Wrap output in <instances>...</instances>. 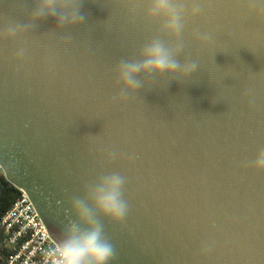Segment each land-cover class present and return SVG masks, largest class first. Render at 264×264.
Returning a JSON list of instances; mask_svg holds the SVG:
<instances>
[{
  "label": "water",
  "instance_id": "obj_1",
  "mask_svg": "<svg viewBox=\"0 0 264 264\" xmlns=\"http://www.w3.org/2000/svg\"><path fill=\"white\" fill-rule=\"evenodd\" d=\"M80 2V25L46 19L0 40L6 180L58 244L70 199L101 173L125 176L128 215L103 221L111 264H264V171L245 168L264 147V11L250 9L264 0H182L201 11L186 16L177 59L197 70L154 78L119 103L113 69L137 59L160 22L145 18L147 0ZM32 7L0 0V30L28 23Z\"/></svg>",
  "mask_w": 264,
  "mask_h": 264
},
{
  "label": "clouds",
  "instance_id": "obj_2",
  "mask_svg": "<svg viewBox=\"0 0 264 264\" xmlns=\"http://www.w3.org/2000/svg\"><path fill=\"white\" fill-rule=\"evenodd\" d=\"M80 8V0H33V7L27 15L28 23L7 25L0 30V40L23 36L38 22L46 19H54L57 30L80 25L85 21ZM255 8L264 11V4L251 3L250 9ZM200 11L198 5L186 11L182 0H147L145 18L159 21V30L141 47L137 59H122L116 64L113 71L120 91L112 98L113 102L127 101L129 96L154 78L167 75L182 81L192 76L197 70V63H181L177 57L184 49L180 37L187 23L186 16L195 17ZM162 34L172 38L174 43H166ZM194 35L202 44L210 39L208 34ZM24 54L25 50L21 48L17 50L16 57L22 58ZM116 158L115 152H109L106 156L109 163ZM245 168L264 171V147L258 149L254 159L245 164ZM126 184L127 178L117 171L101 173L84 185L82 196L70 199L67 223L63 237L54 249L53 264H111L117 253L105 235L103 221L120 223L125 220L129 212L125 198ZM210 251L211 245L201 249L202 254Z\"/></svg>",
  "mask_w": 264,
  "mask_h": 264
},
{
  "label": "built area",
  "instance_id": "obj_3",
  "mask_svg": "<svg viewBox=\"0 0 264 264\" xmlns=\"http://www.w3.org/2000/svg\"><path fill=\"white\" fill-rule=\"evenodd\" d=\"M6 254L0 264H53L57 244L49 236L29 196L17 189V197L0 220Z\"/></svg>",
  "mask_w": 264,
  "mask_h": 264
},
{
  "label": "trees",
  "instance_id": "obj_4",
  "mask_svg": "<svg viewBox=\"0 0 264 264\" xmlns=\"http://www.w3.org/2000/svg\"><path fill=\"white\" fill-rule=\"evenodd\" d=\"M17 197V189L13 187L5 178L0 169V220L4 213L10 208ZM6 249L2 243V232L0 230V257L6 254Z\"/></svg>",
  "mask_w": 264,
  "mask_h": 264
}]
</instances>
